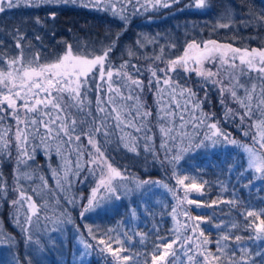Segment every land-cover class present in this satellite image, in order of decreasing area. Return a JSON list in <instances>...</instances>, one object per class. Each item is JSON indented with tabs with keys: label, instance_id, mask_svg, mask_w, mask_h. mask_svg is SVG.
Returning <instances> with one entry per match:
<instances>
[{
	"label": "snow or ice",
	"instance_id": "snow-or-ice-1",
	"mask_svg": "<svg viewBox=\"0 0 264 264\" xmlns=\"http://www.w3.org/2000/svg\"><path fill=\"white\" fill-rule=\"evenodd\" d=\"M132 2L133 0H0V13L20 7L79 4L81 7H93L104 11L111 8L113 15H117V5H119L120 18L127 22L128 17L124 15V12ZM139 2L140 0H136L137 4ZM179 2L180 0H145L141 7L147 11L149 7L168 8ZM192 6L188 5V7ZM194 7L196 9L208 7V0H194ZM51 16L55 18V11L51 12ZM254 19L255 22L264 25V13L255 16ZM251 22L253 21H244L245 24ZM36 23H40L39 18ZM217 27L228 28L230 24L218 22ZM119 38L120 33L99 52L95 50L77 52L69 44L63 54L55 60L41 62L39 54L34 58L25 56L24 45L21 42L24 37L18 36L15 47L19 50V54L11 58L0 55V157L6 155L11 159V149L15 147L17 167L13 173V182L16 185L13 190L19 192V196L11 201L13 207L21 201H29V209L33 214L36 212L37 205L31 203L32 198L27 196L23 188L19 186L22 178L30 179L31 177L27 173H22L19 165H27L28 160H34L35 151L41 145L47 153L55 144L57 155L61 156L65 148L75 151L77 174L82 167V161L88 167L90 174L96 175L99 172L96 186L91 189L87 203L80 205L81 217L94 211L105 199L114 196L119 200L121 197L114 181L117 178L127 179L121 171L109 163L99 141L101 135L107 143L110 142L109 138L115 132H120L121 141L126 140L124 146L132 152L136 151L137 141L143 139L145 151L152 152L156 156L155 149L151 147L153 135H149L152 132L150 127L152 112L141 103L144 81L134 78L126 71L129 61H124L119 68L109 63V54L117 46ZM132 55L133 53L129 50V56ZM155 59H160V57H155ZM217 62L219 67L216 71L206 67L209 63L215 67ZM131 67L139 71L136 65H131ZM177 68H183L185 73L194 72L206 84L211 83L218 87L220 102L226 108L225 96H230L232 101L242 109L238 112L227 108L225 117L235 119L238 116L239 126L242 128L247 121H251L245 128L244 135L251 134L252 145L239 144L234 139L229 142L242 148L246 154V167L242 166L243 171L240 175L243 177L245 173H251V179L245 187L257 180L264 181V84L257 93L255 83L249 88L241 83L240 79L248 76L251 80V73L256 72V79L264 81V48L249 50L232 47L229 44H219L214 40L205 41L203 44L193 40L186 45L182 55L167 62L166 68L149 67L150 77L147 86L151 90L155 84L157 91L162 94L158 100L160 106L157 110L156 121L161 136L160 148L165 152V159L176 161L181 159V153L189 151L192 147H207L206 142H211L212 146H215L219 138L229 140L230 135L218 127V121L210 122L213 114L203 112L191 88L181 86L168 75ZM159 73H163V77ZM222 73L223 77L228 80L227 84L222 78ZM161 83L164 85L163 88H161ZM241 88L244 90L243 96L238 92ZM169 89L171 91H168ZM164 92L168 93L167 102L163 99ZM93 93L95 94V110H93L91 99ZM181 99L184 100L183 104L180 102ZM9 117L15 121L14 133L12 125L6 124ZM189 126L190 131L186 130ZM205 127L207 131L204 132L203 138H200L199 129ZM127 129H134L135 133L141 135H133L127 132ZM37 138L40 141L39 145L35 143ZM84 139L87 140L90 149L83 144ZM85 155L87 156L86 161L84 160ZM156 158L158 159V156ZM231 170L230 166L229 171ZM69 171L70 169L65 167L64 179L70 184ZM174 176L176 184L183 188L182 197L167 184L161 186L172 192L177 201L176 206L172 208V218L177 224L173 230L175 238L169 241L166 237H157L158 243L150 254L151 264H183L178 252H182L186 257L187 264H256L252 254L243 246L240 235L234 237L239 246V257L235 250L229 253L227 244L223 243L232 239L230 234L221 235L216 241V251H211L207 247L211 241L201 227L204 223H211L210 218L204 215H192L190 209L183 207L187 204L195 205L199 209L212 207L218 203H226L235 207L238 201L236 199L213 200L211 204H207L191 199L188 194L192 191L203 194L202 190L206 182L197 183L195 178L176 176L175 173ZM53 177L59 186L61 180L55 169H53ZM190 179L191 182L186 183ZM41 180L44 178L41 177ZM152 183L160 184L159 181H139L137 187ZM44 185L47 187V181H44ZM7 190L8 184L0 175V193L7 194ZM69 203H75V201L69 200ZM178 209L182 210L185 218L182 223L178 219ZM240 214L245 217V230L254 231L256 240L264 239V208L259 210L246 208ZM132 215H136L135 210ZM28 221L31 222V215L28 216ZM69 222H71L70 219ZM222 225L223 222L213 226L221 229ZM231 227L237 228L238 225L233 223ZM22 231L28 232V229L25 228ZM88 231L92 239L97 241L99 251L110 255L114 264H134L135 257L126 254L128 250L123 247L120 239H113L108 233L97 236L91 228ZM111 231L113 230L110 229L109 233ZM131 238L129 236V240ZM5 242L13 243L14 241L12 237L0 232V243ZM26 242H31L30 234ZM80 243L85 249L94 247L84 240ZM113 244L118 246L113 247ZM255 256L264 261V251H257ZM145 264H148L147 260Z\"/></svg>",
	"mask_w": 264,
	"mask_h": 264
},
{
	"label": "trees",
	"instance_id": "trees-1",
	"mask_svg": "<svg viewBox=\"0 0 264 264\" xmlns=\"http://www.w3.org/2000/svg\"><path fill=\"white\" fill-rule=\"evenodd\" d=\"M213 1H219L218 5L222 2V0H209V4ZM230 1L229 3L228 1L225 2L226 5L228 3L231 6L230 18H234L241 9L245 10L244 8H247L246 11H250L252 15L257 14L259 10L258 7L248 8L244 0ZM15 10H20V13L13 12ZM218 10L220 11V8ZM52 11L56 13L55 18L51 16ZM224 15L225 11H222L221 16ZM37 18H39L40 23H36ZM194 22L197 23L195 27L183 24L179 27H171L170 34L167 35V42L155 43L154 50L160 47H164V49L172 48L175 52L171 59H174L181 55L188 43L193 40L200 43L199 38L196 36L197 29L194 30V28H198L199 24L196 20ZM118 33H120L119 42L109 54V63L115 68H119L120 62L129 61V67L126 71L131 73L133 77L138 76L147 83L150 75L147 68L150 63H155V59L129 56L128 53H125L127 43L129 41L134 43L137 37L133 24L124 30L121 22L114 21L105 14L81 6L41 5L26 10L23 8L12 9L0 13V55L11 58L19 54V50L15 47L16 38L23 36L24 39L21 42L24 45V53H32L34 56L39 54L40 58L45 59L46 62H51L62 55L69 44L73 46L74 50L78 49L80 52H93L94 50L99 52L104 46L110 44ZM152 33L149 32V36ZM14 36L16 38L13 39ZM1 38H4V40ZM209 40H214L219 44L230 43L235 47L237 46L233 42L231 43L229 38L227 41L224 40L223 36H212ZM169 58L166 57L163 60L166 61ZM131 65H136L139 71ZM176 75L178 76L176 77ZM169 76L178 83H182L184 77L183 73L178 70L169 73ZM153 87L156 90L155 84H153ZM91 99L93 100V110H95L94 93ZM212 102L215 105V102ZM152 113L153 119L150 118L152 132L149 135H153L151 147L155 149L158 159L152 152L145 151V141L143 139L137 141L135 152L129 151L124 146L126 141H121V133L118 131L109 138L110 142L106 143L102 135L99 137V141L109 162L124 176L137 182L159 181L160 184L152 183L149 190L129 199H119L107 210H99L90 217H83L79 220L77 210L82 205L81 196L87 194L88 190L93 187L95 178L92 177L89 170L84 169V173L80 171L81 176L77 180L78 183L71 186V191L69 187L67 188L70 191L71 199L75 201V203H69L62 193L56 191L57 182L53 177V169L60 173L62 156L57 155L54 145L47 153L41 145L35 151L34 160H28L27 165H19L21 172L27 173L31 177L30 179L22 178L19 186L37 205L39 217L46 218L45 216L48 215L46 209L42 210L45 201L48 206H54L59 212L68 210L69 218L77 224L79 231L87 233L91 240L90 243L97 244V241L89 235V228L97 236L108 233L113 239L118 238L122 241L123 247L128 250L126 254L135 257L134 264H145V260L148 261V264H151L150 254L158 243L157 237H166L169 241L175 238L172 221V208L175 206L173 193L161 186L167 184L169 188L175 191V173L176 176L195 178L197 183L206 182L202 190L203 194L192 191L190 192L191 199L207 204H211L213 200L236 199L238 201L235 207L226 203H218L212 207L199 209L195 205L189 206L192 215H204L211 220V223L201 225L205 230V235L211 241L207 247L215 252L216 241L220 239V236L230 234L232 239L223 243L227 244L229 253L235 250L239 257V246L236 244L234 237L240 235L243 246L252 254L256 264H264L260 257L255 256L257 251H264V239L256 240L254 231L245 230V217L240 214L246 208L256 210L264 208L262 188L258 187L256 181L245 187L251 179V174L245 173L243 177L240 175L243 167H245L242 153L224 147L219 151L201 152L181 161L165 159V152L160 148L161 136L156 126L157 116L154 115V108ZM6 124L12 125L15 123L9 117ZM127 132H131L136 136L141 135L135 133L134 129H127ZM82 142L90 149L86 139ZM35 143L39 145V138L36 139ZM29 150L31 151V146ZM11 151V159L6 155L0 157V175L8 184L7 194L0 193V232L12 237L14 242H6L7 246L0 247V264H101L95 254H92L87 263L78 261L76 258L80 254V249L77 245L67 241L68 239L55 238L50 245L46 239L38 240L30 235L33 237L31 242H26L28 240L25 236L26 232L13 226L12 215L14 209L10 203L13 199V189L16 187L13 182L14 169L17 167L14 146ZM67 151L66 148L65 155H67ZM230 166L232 167L231 171H229ZM41 177L44 180H41ZM44 181H47V187H45ZM189 182H191V179L186 181V183ZM180 189H182L181 186ZM133 210H135V216L132 215ZM26 213L27 211L24 214ZM25 218H28L27 215ZM221 222H223L221 229L213 226ZM233 223H236L238 227L232 228ZM110 229L113 231L109 233ZM129 236L132 237L130 240ZM105 239H107L106 236ZM117 246L113 244V247ZM3 248L8 249L10 255L7 261H3L1 256L4 252Z\"/></svg>",
	"mask_w": 264,
	"mask_h": 264
},
{
	"label": "rangeland",
	"instance_id": "rangeland-1",
	"mask_svg": "<svg viewBox=\"0 0 264 264\" xmlns=\"http://www.w3.org/2000/svg\"><path fill=\"white\" fill-rule=\"evenodd\" d=\"M227 1L228 3L231 2L230 0H222L221 4L218 5L217 3L219 1H213L211 4H209V0H208V7H205L203 9H196L194 7V0H180L178 4H173L171 7H168V8L149 7L148 10L145 11L144 8L141 7V5L145 3V0H140L139 4L136 3V0H133L132 4L129 5L124 12V15L128 17L127 22H125L124 20L120 18V14H119L120 6L119 5H117V15H113V11L111 8H109V10L107 11H104L103 9L98 10L93 7H87V9L93 10L101 14H105L109 16V18H111L112 20L121 22L124 26V30H126L129 25L133 24V27L136 30L137 37L134 43H131L130 41L127 43V47L125 48L126 49L125 53L129 54V50H131L134 56H141V57L143 56V57H147L150 59H155V57H160V59H155L154 64L150 63V65H148V68H147L148 70L150 66L155 67L157 69L166 68L167 62L174 56L175 50L172 48L164 49V47L163 48L160 47L159 49L154 50L155 43L157 42L166 43L167 35L170 34L169 30L171 27H175V26L179 27L181 24L185 26H191V27L197 26V23H195L194 20H196L199 24L198 28L196 27L194 28V30L197 29L196 36L199 38L200 44H203V42L208 41L209 39L212 38V36H215V37L223 36L224 40L227 41L229 38L231 40L230 42L231 43L233 42V44L237 46L244 47L248 44H251L252 42H255L256 46L257 45L263 46L264 45V25H261L255 22V19H254L255 15H252V14L249 15V13L251 12L250 11L247 12L246 11L247 8H244L245 10L241 9L240 12L234 18H229V13L231 12V6L228 3L227 5L225 4V2ZM244 1H246L248 8H256L262 5L261 0H244ZM190 4L193 6L188 7V5ZM61 5H71V6L80 7L79 4H61ZM21 8L25 10L28 9V7H20V8H15V9H21ZM219 8H220V11L218 10ZM136 9H139V11H136ZM222 11H225L224 16H221ZM13 12L20 13V10L19 11L15 10ZM261 13H264V12L261 11ZM245 20H252L253 22L245 24L244 23ZM218 22L229 23L230 27L228 28L217 27ZM149 32H153L151 36H149L148 34ZM16 36H14L13 39L16 38ZM1 39L4 40V38H1ZM137 41H141V43H137ZM75 51L80 52L78 49H75ZM182 54L183 52L181 53V55ZM25 56L33 57V58L35 57L32 53H25ZM166 57L168 58L170 57V58L166 61L163 60V58H166ZM40 61L46 62L45 59H42V58H40ZM123 63L124 62H120V65ZM206 67L211 68L213 71H216L219 65L216 64V66L213 67V65L209 63V64H206ZM176 70L182 72L185 77V78L183 77L182 83H179V84L181 86L192 89V91L196 94V100L200 104V108L203 110L204 113L213 114L212 120L210 122L218 121L219 122L218 127L223 132L230 134L229 140H224L221 137L219 138V142L215 146H212L211 142H206L208 144L207 147H199V148L192 147L189 151L181 153V159L179 161L183 159H187L201 152L208 153L211 151H219L220 149L224 147L228 149L229 148L234 149L242 153V156L245 161L246 154L243 152L242 148H240L237 145H233L229 141L234 139L239 144H247L251 146L252 145L251 134L248 136L244 135V130L245 128H247V125L251 123V121H247L245 126L242 128L239 126L240 119L238 116L235 117V119H233L232 117H227V118L225 117V112L227 108H231L238 112L242 111V109L239 108L237 103L232 101L230 96H225V100L227 102V108H226L225 105L221 104L220 102L221 97H220L219 88L214 86L211 83L206 84L203 81V79L200 77H197L194 72L185 73L183 68H177ZM159 75L163 77L164 74L159 73ZM177 76L178 75H176V77ZM134 78H138V76H134ZM222 78H224V82L225 84H227L228 80L226 79V77H223V73H222ZM240 79H241V83L246 84L247 87L249 88H251L252 84L255 82H259L258 85L255 83L259 88L261 87L262 84H264V81L260 83L261 81L259 79H256L254 75H252L251 80L248 78V76H243ZM144 84H145V87H144L143 92L141 93V103L146 105L147 108L151 110V112L153 111V108H154V115L157 116V110L160 106L158 104V100L161 98L162 94L161 92L157 91L156 87H155L156 90H154L153 86H152V89L149 90L147 83L145 81H144ZM163 87L164 85L161 83V88ZM168 91H171V90L169 89ZM238 92L241 96L244 95V90L242 88L238 89ZM259 92H260V89L257 90V93ZM163 99L165 102H167V99H168L167 92L163 93ZM151 101H152V104H151ZM212 101L215 102V105L213 104ZM180 102L181 104H183L184 100L181 99ZM189 107H191V105H189ZM197 115H199V111H197ZM219 115L221 117H218ZM150 118L153 119V113ZM129 130H132V129H129ZM186 130L190 131V126ZM206 131H207L206 127L199 129L200 138H203V134ZM252 131L254 132L255 130L253 129ZM12 132L13 133L15 132V124H12ZM198 142L199 141L197 140V143ZM53 145L55 146V144ZM65 149H64L63 156L61 159L62 164H60L61 170H60V173H58V176L60 177V180H61V184L58 186L56 183L55 187H56V191L58 190L60 193H62V195L65 196L66 200L69 202V200H72L70 193H69L72 190L71 186L78 183L77 180L79 176H81L80 171L83 172L84 169L86 171L89 169L87 166L84 165V162L82 161L81 162L82 167L79 169L78 174H77V169L75 168V165L77 162L76 153L75 151L68 150L69 153L67 151V155H65L66 154ZM84 160L85 161L87 160L86 155L84 157ZM65 167L70 169V171L68 172V180L71 181L70 184L64 179ZM245 167H246V163H245ZM92 177L95 178L94 184H93V187H95L96 182L99 178V172H97L96 175H92ZM256 182H257L258 187H261L264 193V181L257 180ZM114 183L116 184L119 190V194L121 197L120 199H129L132 196H136L139 193L149 190L151 187L150 184H145L142 187H137L138 182L135 180L129 179V178L124 179V180L117 178L114 181ZM174 186H175L174 192H176L179 196L182 197L184 195L183 188L180 189V186L177 185L176 183L174 184ZM68 187L70 188V191L67 190ZM91 189L88 190L87 194H83L81 196V200H80L81 204L87 203L88 197L91 195ZM13 192L14 194H13L12 200L17 199L19 196V192L14 191V190ZM105 195H108V194H105ZM188 195L190 198V193ZM116 201L118 200L114 196L111 197L110 199H105L101 202L99 207H97L94 211L87 213L84 217H90V215H93L99 210L105 211L110 206L115 204ZM174 202L176 206L177 204L176 199H174ZM31 203L33 202L31 201ZM28 204H29V201H21L20 204L13 207L12 204L10 203V205L14 209V212L12 215V224L13 226L20 228V230L25 229V228L28 229V232L25 233V236L27 239L30 234L31 236H33L34 238L38 240L46 239L50 245L52 244V240H54L55 238H59L63 240L68 239L67 241L72 242L73 245H77V247H79L80 249L79 250L80 254L76 258L78 261L87 263L90 257L92 256V254H95L96 258L99 259L101 264H107V263L114 264L112 257L110 255H108L107 253L100 252L99 247H97L96 243H90L91 240L89 236L87 235V233H82L81 231H79L76 223H73L72 221L69 222L70 218H69L68 210L59 212V210L57 208H54V206L52 207L48 206L47 202L45 201L42 207L43 208L42 210L46 209L48 215L45 216L46 218H43V217L41 218L39 217L40 214L37 213L38 209H36L35 214H33L31 210L29 209ZM189 206L190 205H187V204L183 205L184 208L190 209ZM55 209H57L58 211L57 210L53 211ZM25 211H27L26 214H24ZM81 211H82V208L79 207V209L77 210L79 220L83 218L80 216ZM26 215L27 217L31 215L30 223L28 221V218L27 219L25 218ZM178 219L181 223L185 219L181 209H178ZM172 221H173V227L175 228L177 226L176 221H174L173 218H172ZM21 224L22 226H20ZM33 237H31V239ZM81 240H84L87 243L92 244L94 246L93 249H85L84 245L80 243ZM4 246H7L6 242L0 243V247H4ZM3 250L4 252L1 254V256L3 258V261H7L10 257L8 249L5 250V248H3ZM178 254L180 255L181 261H183V264H187V259L183 255V253L178 252ZM170 259H173V258H170Z\"/></svg>",
	"mask_w": 264,
	"mask_h": 264
},
{
	"label": "flooded vegetation",
	"instance_id": "flooded-vegetation-1",
	"mask_svg": "<svg viewBox=\"0 0 264 264\" xmlns=\"http://www.w3.org/2000/svg\"><path fill=\"white\" fill-rule=\"evenodd\" d=\"M261 2H262V5H260V6L258 7L259 10H258L257 14L254 13L255 16L261 14V11L264 12V0H261ZM257 33H259V32H257ZM260 33H261V31H260ZM225 44H226V43H225ZM229 45H231L232 47H235V46H233V45L230 44V43H229ZM236 48H241V49L247 48V49L251 50V49H253V48H257V49L264 48V45H263V46H260V45H257V46H256V43H255V42H252L251 44L246 45V46H244V47L236 46ZM236 62H237V64L239 63L238 60H237ZM217 65H219L218 62H217ZM256 74H257L256 72H252V73H251V76L254 75L255 77H257ZM260 81H261V80H260ZM262 82H263V81H261L260 83H262ZM255 83H256L257 85L259 84V82H255ZM258 89H260V88L257 86V90H258Z\"/></svg>",
	"mask_w": 264,
	"mask_h": 264
}]
</instances>
